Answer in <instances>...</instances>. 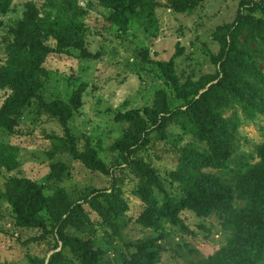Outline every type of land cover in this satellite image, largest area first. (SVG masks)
<instances>
[{"label":"trees","instance_id":"16d2710c","mask_svg":"<svg viewBox=\"0 0 264 264\" xmlns=\"http://www.w3.org/2000/svg\"><path fill=\"white\" fill-rule=\"evenodd\" d=\"M78 1L64 0L58 5L57 0H51L43 15L33 2L25 3L22 20L7 28L9 37L3 40L9 63L0 69V91L10 94L0 106V134H15L23 111L35 102L39 113L56 120L64 133L63 144L55 146L49 157L53 159L58 152L66 151L90 171L111 180L108 189L97 190L80 202L73 201L61 188L44 195L43 188L26 180L10 178L3 184L0 199L11 207L15 225L36 231L30 242L47 245L48 252H52L47 263L44 260L40 264H104L101 257L105 251L97 244L95 234L121 237L118 220L128 210L123 186L129 175L136 179L135 194L144 204V217L156 219L154 227H160L162 214L174 223L184 206L200 215L221 219L224 231L229 233L227 246L209 260L191 264H264V144L258 148L259 164L249 172L250 167L232 171L228 162L231 147L240 139L239 116L251 122L264 115V0H239L234 20L218 28L214 34L219 45L212 58L214 74H206L184 87L173 72L172 62L159 65L179 105L172 107L166 92L159 90L149 111V124L133 118L117 140L119 155L111 163L99 158L89 144L79 148L71 134L69 121L73 109L79 107L80 92L74 93L70 103L47 102L41 96L46 59L78 48L77 16L82 12ZM98 1L112 10L110 22L120 31H127L133 19L149 32L158 24L156 0ZM205 1L171 0L168 9L192 14ZM11 11L12 0H0V15ZM2 27L5 25L0 21ZM49 39L56 43L55 47L47 44ZM228 111H232L229 116ZM170 136L178 158L167 180L179 186L181 197L166 192L149 157L150 152L159 157L161 143L167 144ZM200 144H205L206 149ZM17 155V148L0 142V170L13 171ZM119 158L130 169L128 173L115 166ZM59 168L62 169L56 166L47 179L59 181ZM85 206L97 216V223L92 222ZM42 213L47 220L42 219ZM159 241L156 238L127 243L126 250L117 254V263L158 264L162 250Z\"/></svg>","mask_w":264,"mask_h":264},{"label":"rangeland","instance_id":"374dc122","mask_svg":"<svg viewBox=\"0 0 264 264\" xmlns=\"http://www.w3.org/2000/svg\"><path fill=\"white\" fill-rule=\"evenodd\" d=\"M49 1L12 0V11L0 15L5 25L0 28V69L9 63L3 42L9 37L7 28L15 27V23L22 20L25 3L33 2L43 15L49 9ZM57 1L59 5L64 0ZM156 1L158 24L149 32L138 19L130 22L127 31H120L110 22L111 9L101 6L98 0H79L82 12L77 16L78 48H70L62 55L52 54L44 63L42 98L47 102L70 103L74 93L80 92L79 107L73 109L69 121L71 134L79 148L89 144L106 163L113 162L119 155L115 147L117 140L133 118L149 124V111L159 90L166 92L172 107L179 105L160 64L172 62L173 72L184 87L198 82L206 74L215 73L212 58L219 45L214 34L234 20L239 4V0H206L192 14H177L168 9L171 0ZM10 38L13 41V37ZM47 44L56 45L51 39ZM261 71L264 74V66ZM9 94L10 91H0V106ZM231 113L228 111L226 115ZM239 117L240 139L231 147L229 169L246 171L250 167L246 171L249 172L260 162L258 148L264 144V115L251 122ZM134 124L138 125V120ZM173 140L170 136L167 144L161 143L159 157L152 156V152L148 156L166 192L172 197H181L179 186L167 180V175L177 166ZM187 141L185 138L184 142ZM0 142L18 150L16 168L0 170V191L8 179L16 178L43 188L44 195L61 188L73 201L80 202L111 185L109 177L90 171L66 151L58 152L53 159L49 157L48 153L54 152L55 146L63 144L64 133L56 120L39 113L35 102L23 111L15 134L1 133ZM200 147L206 149L205 144ZM116 162L115 166L126 169L125 174L130 171L122 158ZM56 166L63 169L59 168L60 180H48ZM123 190L128 210L118 220L121 237L111 238L102 232L95 234L97 244L105 251L101 257L104 264H118L117 254L126 250L127 243L140 239L160 238L158 243L162 250L158 264L204 262L227 246L229 233L224 231L219 217L203 216L184 206L174 223L162 214L157 228L154 227L156 219L144 217L145 207L135 194L137 184L132 175L125 179ZM85 209L92 222L97 223V216L88 206ZM41 216L43 220L48 219L45 213ZM89 233L88 236L94 237ZM36 234L34 230L17 227L11 207L0 199V264H40L44 260L47 263L52 252H48L47 245L30 242Z\"/></svg>","mask_w":264,"mask_h":264}]
</instances>
